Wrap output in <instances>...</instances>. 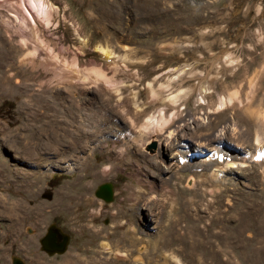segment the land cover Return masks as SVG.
<instances>
[{
	"label": "rangeland",
	"instance_id": "rangeland-1",
	"mask_svg": "<svg viewBox=\"0 0 264 264\" xmlns=\"http://www.w3.org/2000/svg\"><path fill=\"white\" fill-rule=\"evenodd\" d=\"M39 1H34L36 6H41ZM25 2L27 8L32 7L33 3ZM25 2L16 7L22 15L28 14L21 10ZM42 2L46 3L45 10L51 4L55 12L50 26L43 29L45 37L51 41L56 59L76 61V69L81 72L78 75L92 68L111 75L96 51L98 46L131 60L120 64L114 73V79L124 83L120 95L126 109L131 107L127 98L130 89L135 87L142 93L148 81L157 77L162 81L168 71L195 68L200 74L182 83L183 89L192 87L193 92L177 107L176 121L186 118L189 143L195 148L199 142L204 148L192 152V168L184 169L175 152L182 149L173 150L174 145L164 135L148 139L140 152L180 170L178 180L173 181L178 188L173 192L158 188L157 199L162 200L155 206L149 199L140 203L136 222L140 232L136 237L141 240L134 247L115 246L116 239L94 236L87 229L92 208L80 205L74 214L69 210L73 208L72 197L79 196L80 183L84 182L78 183L73 173L82 168L85 159L89 157V165L101 176L92 185L90 199L101 203L94 224L104 232L113 226L109 206L119 204L125 197L121 192H126V205L133 203L127 186L134 181L130 173L140 171L134 194L150 197L147 182L153 181L158 172L149 171L142 160L138 168L133 165V149H129L127 164L119 165L120 143L116 139L129 124L116 98L102 84H70L66 80L72 76L58 67L40 66L42 58H22L25 53L20 51L19 37L11 31L13 13L8 6L0 5V264H11L14 258L23 264H201V256L210 248L220 261L230 258L233 264H239L247 256L249 262L245 264H264L263 254L247 244L251 232L242 223L228 236L223 229L224 225H233L240 212L264 207V168L258 166L256 176L244 171L264 161V157L258 161L250 157L257 147L264 151V77L261 84L255 78L263 66L258 58H264V0ZM33 9L29 10L36 13ZM4 19L9 20L10 27L2 24ZM43 54L40 51L39 55ZM215 58L221 63L225 58H235V64L217 68L212 63ZM140 60L144 63H135ZM178 75H171L170 80ZM210 76L214 79L204 92ZM133 80L137 84L131 86ZM85 86L89 88L83 89ZM232 93L238 99L221 107L220 99ZM139 101H146V95L142 94ZM166 114L169 116L170 110ZM94 121L101 130H93ZM178 124L183 128L184 122L179 120ZM202 126L206 130L199 129ZM222 128H227L228 135L220 144L207 138L219 136ZM217 148L246 160L250 157V162H237L233 169H227L231 164H223L203 170L201 164L217 158ZM106 167H110L109 173L102 175ZM159 177L168 178L166 174ZM208 180L216 184L202 183ZM66 184L76 186L66 191L63 205L49 208ZM101 185L110 189L108 202L95 196ZM93 209L99 210V206ZM224 217L228 224L222 221ZM47 229L59 239L67 237L62 253L49 254L41 249L39 240ZM102 243L109 249L103 250Z\"/></svg>",
	"mask_w": 264,
	"mask_h": 264
},
{
	"label": "bare ground",
	"instance_id": "bare-ground-1",
	"mask_svg": "<svg viewBox=\"0 0 264 264\" xmlns=\"http://www.w3.org/2000/svg\"><path fill=\"white\" fill-rule=\"evenodd\" d=\"M22 1L23 2L30 1L31 3H33L31 5L34 9L32 7L30 8L33 10H36V13H34L35 11L31 12L29 10L30 9L29 7H28L29 9L27 8L26 2L24 4V7L21 4L23 8H21V6L20 8L21 10L24 9L25 12L28 14L22 15L19 12H17L16 7L19 6L20 2L22 3ZM34 1L35 0H0V5L8 6L11 10L10 12L13 13L15 23L12 24L11 31H12V35L19 37L18 45H19L20 51L22 50L25 53L24 56H22V58L23 57L31 58V59L42 58L40 61V66L44 65L45 67H53L54 69L56 67L60 68L62 73H64L66 76L68 77L72 76V78L70 79L61 78L62 80L67 79L66 81L69 82L70 84H73L75 82H79L83 84L86 83V84H89L90 87H96L97 84H102L103 87L112 96L116 98L117 104L121 107V109L123 108L122 112L128 115L127 120H128L129 125H127L124 129H121L123 130V132H118L119 137H117L116 139L117 140L116 143H120V145L117 147L118 149L117 155L119 157V163H120L119 165L122 166V165L127 164V161H128L127 158L129 157L128 156L129 149L130 150L133 149L136 155L132 159L133 165H136L138 168L139 166H141L140 160H142L143 164L147 165L150 168L149 171L154 170L158 172L157 177L155 179H152L153 181L147 182L149 190H150V194H151L150 197H146L144 193L134 194L133 190H135V182L136 180H138V177L140 176V171L136 170L130 173V176L131 178L134 179V181L131 179L132 181L127 183V186L132 191L131 197L134 196L133 203L131 205H126V192H121L120 195L125 196V197L121 198L119 204L117 203L118 205L111 204L109 206V211L112 212L111 215H112L113 226L110 229V231L105 230L106 232H104L102 229L98 230L95 228L94 223L96 219L98 218V214L100 213L101 203L99 200L93 201L92 199H90L91 198L90 191H91L92 185L101 176H99L96 170L93 169L92 166L89 165V160H88L89 157L85 159V162L82 168L76 169L75 173H73V175L74 174L76 175L75 178L78 179L79 181L78 183H80L81 181H84V182L83 184L80 183L79 187H80L81 193L79 194V196H77L78 194L77 191L74 192L75 193L74 195L77 197H72L74 199V203H73V208L69 209V210H72L70 213L72 214L76 213L80 205H83L86 209L92 208V210L90 211V220L88 221V224H90V227L87 228L88 231H92L94 236L99 237V238L102 237V238L111 239V240L116 239L115 246L134 247L135 244L137 245V242L141 240L136 237L140 232L136 225L137 224L136 222H139V216L137 215V209L138 207H140V203L145 202V201L147 202L151 201L150 204L155 206L157 205L158 201L162 200L161 197H160L161 198L160 200L157 199L158 194L160 193V192L158 193L159 189H162V190L165 189V191L168 190L172 192L175 191V189L178 188V183H173V181L178 180L176 179V175L179 174V171H180V170H173V168L170 165L166 164L163 159H160V161L157 162L156 161L157 157H153V158L146 157L145 155L142 154V152H140V149L141 147H143L145 142L148 139L152 138L153 136H157L156 139H158V136L164 135L166 137L165 140H168V141L171 140V143L175 147V149L173 150H177L176 148L182 149L179 153L177 152L178 150L175 151L177 154H179L178 158L180 159V162H183L182 164H184L181 168H184V169L192 168L191 166V161L193 160L192 152L194 151L198 152L200 150V147L203 146V144L198 142L197 143L198 145L196 144L195 145L196 147L194 148L193 145L189 143V141H191V138L187 136L188 134H186V129H188L187 119L178 118L176 121V117H178V113L176 110L178 106L183 105L182 103L183 100L190 98L189 96H191L193 92L192 87L183 89L182 83L186 80V78L196 77L200 73L195 72L196 70L195 68H191L187 70L183 68H180V69L177 68L174 72L168 71L165 74V78L162 81L158 79L159 77L154 78L152 81H148L146 85H144L143 87L144 92L142 93L138 90L136 91L135 87L130 89L127 98L131 106L130 108L132 109V115L129 116L130 108L126 109L124 108V106L121 105L122 102H121L120 89L123 87L124 83L120 80L119 82H117V80L114 79V73L117 71V68L118 66H120V64L125 63V61L130 62L131 60L129 58L117 57L116 54L113 53L110 49L98 46L96 47V51H98L101 57L106 61L107 69L108 71H110L111 75L108 76L106 72L100 68H95V69L92 68L90 70L87 69L86 74L82 73V75H78L79 71H77L78 69H76L77 68L75 65L76 61L71 62V63H66L65 61L56 59L58 56L56 53H54V51L50 47L51 41L45 37V34L43 32L45 29H47V27L50 26L51 19L54 17L55 12L53 11L52 5L51 4L48 5V8L45 10L43 7L46 6V3L42 2V0L41 1L38 0L41 3V6L39 5L36 6ZM8 21L9 20L4 19L2 21V24L5 27H10ZM40 51L41 52L43 51L44 53L43 56L39 55ZM219 60H220L219 58H215L212 61V63L215 62L217 64V68H219L218 67L219 65L227 67L228 65H231L235 62V58H225L222 63L219 62ZM258 61H260L261 64H263V66L261 67V69L257 71V73L255 74V78L257 79L258 84H261V82L263 81V77H264V58H258ZM135 63L143 64L144 61L140 60V61H136ZM79 74H81V72H79ZM176 74H179V75L177 76L175 80L173 78L174 81L172 82L170 80V76L176 75ZM213 79L214 78L210 76V78L207 80L208 86L203 87L204 92L210 89L209 85L210 83H212ZM251 81L253 82V80ZM131 83H132L131 86H134L137 84L135 80H133ZM175 83L176 85H174ZM88 88L89 87L86 88V86L83 87V89H88ZM142 94L146 95V101H142V102L139 101V97H141ZM201 99L204 100L205 102L204 98H201ZM236 99L238 98L235 97L233 93L232 95L229 94L227 97L224 96L222 99H220L219 105L221 107L227 106L228 104L232 105ZM261 106H264V101H262ZM208 109L212 110V108H208ZM248 109H250L249 106L245 109L246 112H248ZM167 110L168 111L170 110L171 112L169 116H167L166 114ZM218 113L219 112L209 111L208 114H218ZM144 115L145 117L143 118ZM179 120L181 122H184L183 128H180L181 125L178 124ZM248 124H252V122H249ZM262 124H263L262 127L264 129V123ZM92 125H93L94 131L101 130L100 129L101 125L98 122L94 121ZM206 127H209V126H206ZM199 129H204V127L199 128ZM226 129L227 128H222L220 130L219 136L211 135L207 138L209 140H212L220 144L222 141L226 139V136L228 135ZM204 130H206V128ZM160 141H162V139ZM248 151L249 150H247V153ZM215 155H217V158L215 160H210L207 163L201 164L200 167H203V170H209L213 166L223 167V164H226V165L231 164L229 167H227V169H233L234 165L237 162H242V163L250 162V159H249L250 157L258 161V159H261L262 157H264V151L263 149L257 147L256 152L252 154V156H250L248 160H246L244 157H238V155L224 152V149H221V148H217ZM170 158H174V157H169L168 159ZM242 160H246V161H242ZM258 166L259 167L262 166L264 168V161L262 160V162L251 164L250 169L248 168L249 165H246L245 167L248 169H245L244 171L256 176L257 175L256 169L258 168ZM109 169L110 167L104 168L102 171V175H108ZM162 174H166L168 178L167 179L160 178L159 175H162ZM149 176H150V173H149ZM158 178H160L159 182L156 181V179L158 180ZM209 181L210 180H208L207 182H202V183L204 185H209L210 183L216 184V182L214 181L213 182L212 181L209 182ZM192 182H193V178L191 177L189 178L188 184L191 185L193 184ZM78 183L76 184L78 185ZM72 186L75 187L76 185L74 186V184H70V185L66 184L63 190H61L62 193H60V197L57 200V202H54L52 205H50V207L49 206L47 207L56 209L61 204L63 205L64 199L68 197L66 191L71 189ZM97 205L99 206V210H94L93 208ZM257 208H258V205H257ZM53 211H56V210H53ZM102 211H104V209ZM222 221L225 222V224L227 223V219L225 217ZM232 222H233V225H228V227L224 225L223 229L225 231V236H228V234L230 233L232 229L240 226V223H242L243 228L251 232L250 233L251 235L249 239L247 240V244H249L250 246H253L255 252L263 254L264 256V207L258 208V209L246 210L242 214L240 212V214H237V218H234ZM102 247H103V250L109 249V247H107V244L105 243L104 244L102 243ZM200 260H201V264H233L232 259L230 258H227L224 261H220L219 257H217V254L211 248L210 250L208 249L207 254H204L203 256H201ZM246 262H249V259L247 256L244 257L241 261H239V264H245Z\"/></svg>",
	"mask_w": 264,
	"mask_h": 264
},
{
	"label": "water",
	"instance_id": "water-1",
	"mask_svg": "<svg viewBox=\"0 0 264 264\" xmlns=\"http://www.w3.org/2000/svg\"><path fill=\"white\" fill-rule=\"evenodd\" d=\"M95 196L108 202L111 198V192L107 185H101L95 191ZM55 233L47 229L44 236L39 240L40 247L43 251L52 253H62L67 245V237L62 236L59 242H55ZM11 264H23L19 259H12Z\"/></svg>",
	"mask_w": 264,
	"mask_h": 264
},
{
	"label": "flooded vegetation",
	"instance_id": "flooded-vegetation-1",
	"mask_svg": "<svg viewBox=\"0 0 264 264\" xmlns=\"http://www.w3.org/2000/svg\"><path fill=\"white\" fill-rule=\"evenodd\" d=\"M55 238H56L55 242H59L60 239H59V237H57V234L56 233H55Z\"/></svg>",
	"mask_w": 264,
	"mask_h": 264
}]
</instances>
